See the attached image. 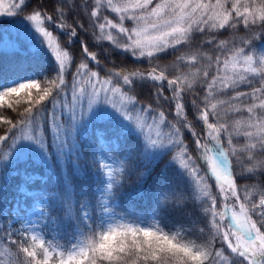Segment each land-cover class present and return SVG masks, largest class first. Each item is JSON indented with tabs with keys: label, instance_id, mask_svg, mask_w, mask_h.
Returning <instances> with one entry per match:
<instances>
[{
	"label": "snow or ice",
	"instance_id": "snow-or-ice-1",
	"mask_svg": "<svg viewBox=\"0 0 264 264\" xmlns=\"http://www.w3.org/2000/svg\"><path fill=\"white\" fill-rule=\"evenodd\" d=\"M27 7V0H14L4 11L0 2V16L15 17ZM81 7L91 9L95 44L106 41L112 46L105 49L106 55L119 50L134 60H146L149 70L102 66L98 52L81 41L82 57L73 72L75 57L66 49L77 37L76 27L67 23L75 0L70 7L58 0L51 14L39 7L26 12L11 45L18 61L14 76L0 84V109L15 114H0V126H8L0 128V145L11 139L0 162L9 156L27 160L38 153L44 162L54 157L65 168L71 163L73 174L62 169L58 190L37 193L35 201L42 217L58 208L75 239L70 246L46 245L34 228L0 227V245L9 257L15 256L13 264H264V185L255 199L242 195L237 183L238 177L264 176V53L256 55L217 38L240 25L252 33L242 39L243 45L264 38L252 31L258 26L264 32V0H83ZM46 24H55L67 36V45ZM79 27L84 29L82 23ZM197 35L202 38L191 51ZM182 46L189 51L171 65L153 64L161 54ZM41 51L54 56V77L24 67ZM144 87L156 108L139 102L136 90ZM22 93L27 96L23 103ZM188 94L191 119L185 104ZM161 98L174 105L172 120ZM240 113L247 115L241 118ZM89 125L110 127L95 128L93 149L85 158L80 129ZM185 132L194 144L191 149ZM153 172L148 191L140 190ZM133 174L140 188L124 192ZM75 175L85 181L79 189L73 184ZM27 179L34 183L36 178ZM89 181L94 188L89 189ZM243 192L252 189L245 186ZM122 198L124 214L116 210ZM138 199L150 201L146 219L135 214L132 201ZM8 216L11 222L12 213ZM170 217L177 223L166 229L163 221ZM181 217L190 223L186 226ZM199 220L205 226L197 229Z\"/></svg>",
	"mask_w": 264,
	"mask_h": 264
},
{
	"label": "trees",
	"instance_id": "trees-1",
	"mask_svg": "<svg viewBox=\"0 0 264 264\" xmlns=\"http://www.w3.org/2000/svg\"><path fill=\"white\" fill-rule=\"evenodd\" d=\"M65 6L70 7L72 5L73 0H64ZM58 0H27L28 7L25 12H21L20 15H25L26 12H31L33 9L39 7L44 10H46L47 13L51 14L54 12L56 6H57ZM76 8L73 11H69L67 13V23L71 24L76 27L77 30V37L74 39L73 43L71 44L70 48H67L66 50H69L71 54L75 57V63L72 66V71H75L76 64L79 63L82 52H81V41H84L90 51H96L99 54V59L101 61L102 66H106L109 68L115 67V68H128L129 70H135L139 69L142 71H148L149 70V64L146 60L144 61H138L134 60L129 54H125L119 50H113L111 55H106L105 49L111 48L112 46L108 42H103L100 46H97L93 40V37L91 35L93 31V25L89 19V13H90V7L87 11H84L81 7L83 5V0H75ZM105 15L112 16L111 13H105ZM84 25V29H81L79 27L80 24ZM46 26L53 31L54 35H57L59 38V42L62 45H67V36L61 32L58 28H56L55 24H46ZM252 31L260 32L261 36L264 37V32H261L260 28L257 26ZM251 32L248 30H245L243 28V25H240L238 29H226L222 31L221 33L217 34V38L219 40H227L230 42L235 43L236 46H243L246 47L247 51L250 53H254L256 55H260L261 53H264V38L261 39H253L250 45H243L242 39L245 36H251ZM202 37L197 35L196 39L193 42L191 51H195L196 46H198L199 41ZM229 48L233 47L232 43H229ZM205 51L208 50L207 46L204 49ZM189 51L187 47L182 46L180 51H173L169 50L167 53L161 54L157 59L153 61V64H159L161 67H164L166 65H171L177 56L181 55L183 52ZM17 58L12 55L11 52L6 51H0V69H3L2 72H0V84L6 83L9 79L13 78L14 73L12 69L17 64ZM90 66H94L90 64ZM24 67H34L37 68L42 75H47L49 77H54L56 63L52 56L48 52L41 51L38 57L35 58H29L28 61L25 62ZM186 69H180V71H184ZM171 74H180L179 71H173L170 69ZM70 75V74H69ZM101 75H104L103 68L101 69ZM259 78H256L258 80ZM256 86H259L257 83ZM166 87V86H165ZM241 91H250L248 88H241ZM33 93H35V90H33ZM136 94L138 95V100L143 105L147 106L148 104H151L153 108L157 107L156 100L152 97L151 91L147 88H138L136 90ZM166 95H170V93H165ZM12 101L15 102L17 97L13 96ZM21 102L27 100V96L25 93H22L19 97ZM7 104V98L5 102V108ZM185 104L186 107L189 110V118H192V110H191V95L188 94L185 96ZM160 105L165 109L166 115L168 116L169 120H172V114L170 111V108L174 107V105H168L167 102L161 98ZM239 106V105H238ZM0 114L5 115H12L15 114L11 112V110H5L0 109ZM241 118L245 117L246 113H240L239 114ZM7 125L0 126V128H6ZM96 127H110L107 125H90V127L83 132L84 134L80 133V140L83 142V149H84V155L85 158L88 157V155L91 153L93 149V132L95 131ZM45 128L47 129V125H45ZM197 131H201V127L199 124H197ZM2 134V133H0ZM83 135V136H81ZM6 141L2 145H0L1 150H9V141ZM185 140L189 143L190 149L194 147V144L192 143L190 139V134L185 132ZM131 143V141L129 142ZM209 146H212L209 144ZM5 147L7 149H5ZM3 148V149H2ZM124 146L121 147V151H123ZM4 152V151H3ZM105 152H107V146H105ZM109 156H112V153H108ZM97 156L99 157V153H97ZM0 157H2V154L0 152ZM31 158V157H30ZM28 158L27 160L21 161L20 163H17V170H27V172H30L28 168L31 166H35L36 172L38 174L42 175V177H45V179L41 180L40 178H36L34 183H29L28 179H25L21 173L17 172L15 174L10 173V169L7 168V162L2 161L0 163H3L6 165V167L0 168V227L7 226L8 231H14L16 229H24L32 226L35 228V230L39 233H42L43 237L45 238L46 245L49 242L53 243H59L60 245H68L74 241L75 239V233L73 232V227L69 224L68 220L63 216L61 211L58 208H53L50 212V215L47 217H42L39 213L35 214L36 221L35 223H32V225H28L26 227L22 226V223L16 224L15 221L13 223H9V216L4 215V204L7 202L8 199H10L11 205L14 204L15 199H18L23 195L21 191L18 190L19 186H25L28 188H35L38 190L37 193H47L51 194L54 191H57L59 188L58 183V177L61 174L62 169L67 172V174L72 175L73 174V168L71 163L67 165L65 168L62 164H57L55 161V158L51 160V162H44L41 160V163L39 165H30L26 166V162L31 160ZM168 158L165 157V160ZM72 160H75V156L72 157ZM9 161V158H8ZM11 161V160H10ZM164 161H161V164L157 166L156 172L159 171V168L162 166ZM80 164L83 168L85 164V160H81ZM50 169L55 170V175L50 174ZM235 171L237 173L240 172L239 167L235 168ZM24 172V171H23ZM22 172V173H23ZM155 176V172H153L152 175H150L147 180L144 181L143 186L140 190H143L145 192L148 191L149 186L153 184V178ZM238 186L242 189V195H249L250 198H259V194L257 189L264 185V176L259 177H251V178H245V177H238L237 180ZM73 184L79 189V187L83 184H85L84 179L81 175H75L73 177ZM248 187L252 189L251 193L243 192L244 187ZM89 189H92L95 187L94 181L88 182ZM140 188L139 185L136 183V176L133 174L127 178V180L124 183V192L133 191ZM214 194H216L215 189L213 188ZM35 193V194H37ZM31 198V197H30ZM34 198V197H33ZM26 200L29 199L26 197ZM125 201L123 198L121 199V206L118 207L116 210L117 212L124 214L127 209L123 207ZM132 204L134 205V211L137 216L145 217L146 214L150 208V201L147 199H138L132 201ZM38 207V206H37ZM39 210V207H38ZM199 219V218H198ZM180 222L184 223L186 226L188 223H190L186 218L181 217ZM177 223L176 218H167L163 221V224L165 225L166 229L171 228L174 224ZM205 226V222L203 220H199V223H197L196 228ZM15 238V237H14ZM28 243H31L30 236L28 237ZM11 251L14 253L16 251L15 246L11 248ZM23 254H21L22 257ZM0 260L3 261V264H13L15 260V256L9 257L7 252L5 251V246L0 245Z\"/></svg>",
	"mask_w": 264,
	"mask_h": 264
},
{
	"label": "rangeland",
	"instance_id": "rangeland-1",
	"mask_svg": "<svg viewBox=\"0 0 264 264\" xmlns=\"http://www.w3.org/2000/svg\"><path fill=\"white\" fill-rule=\"evenodd\" d=\"M0 2H2V9L4 11H7L9 8V4L14 2V0H0ZM16 2H18V0H16ZM24 16L25 15H20V14L15 17L0 16V40L3 41V43H0V51H6V52L12 51L11 45L16 42V38L20 34L18 30H20L23 26ZM4 44H7L9 47L4 48ZM51 56L54 59V56L53 55ZM67 79L70 84L71 79H72L71 74L68 75ZM149 120H151V115H149ZM89 127L90 125L88 127L85 126L84 128H81L80 133L84 134L83 132H85V130H87ZM9 144H11V140L9 141ZM5 149L7 148L5 147ZM8 151L9 150L0 149L2 156L4 155L5 152H8ZM30 159L31 160L26 162V166H30L33 164L39 165L41 163V158L38 153H33ZM21 161H24V160H14L12 156H9V161H6V162L8 164L7 168L10 169L11 167H13L12 169L9 170L11 174H15L19 172L22 174V176L25 179H27L28 177H36V178H40L41 180L45 179V177H42V175L36 172L35 166H31L30 168H28L30 172H27V170L25 169L17 170L16 164L20 163ZM21 189H24V191L22 192ZM18 190L21 191L23 195L19 197L18 199H15V202L12 205L10 203V199H8L7 202L4 204L3 214L6 216L9 213H12L13 219L11 222L9 221V223H13L15 220L18 219V220L23 221L22 226L26 227L28 225H32V223H35L36 221L35 214L39 213V210H38V207L36 206V201H35V197H36L35 193H37L38 190L35 188V186H33V188L19 186ZM25 192L32 193L33 195L26 196ZM26 197L29 199L28 201L26 200ZM16 213H19V215H16ZM32 228L34 227L32 226Z\"/></svg>",
	"mask_w": 264,
	"mask_h": 264
}]
</instances>
